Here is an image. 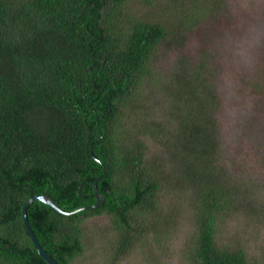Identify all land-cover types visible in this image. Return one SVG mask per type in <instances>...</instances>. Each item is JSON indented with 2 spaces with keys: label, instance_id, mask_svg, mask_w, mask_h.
<instances>
[{
  "label": "trees",
  "instance_id": "1",
  "mask_svg": "<svg viewBox=\"0 0 264 264\" xmlns=\"http://www.w3.org/2000/svg\"><path fill=\"white\" fill-rule=\"evenodd\" d=\"M133 2L0 0V264H48L26 231L22 205L34 194L63 210L92 204L93 182L105 168L95 208L64 214L37 200L27 206L30 228L57 264L82 254L84 223L100 214L113 235L105 264L161 246L169 225L159 192L173 177L179 189H190L193 222L174 264H264L242 246L218 241L225 219L249 204L218 160L216 71L204 56L190 67L184 61V94L170 93L174 135L147 122L148 103L139 101L147 62L176 28L158 17L127 16ZM188 5L185 23L192 11L213 13L224 0ZM145 136L166 148L165 159H146Z\"/></svg>",
  "mask_w": 264,
  "mask_h": 264
},
{
  "label": "rangeland",
  "instance_id": "2",
  "mask_svg": "<svg viewBox=\"0 0 264 264\" xmlns=\"http://www.w3.org/2000/svg\"><path fill=\"white\" fill-rule=\"evenodd\" d=\"M151 1L136 0L126 8V15L158 17L168 25L169 20L176 30L155 48L147 62L150 72L139 100L148 103L147 122L163 124L173 134L170 93L179 90L173 94H184L182 63L190 67L198 57L207 58V67L216 71L213 84L219 100L214 114L219 130L218 160L225 168L226 182L237 188L242 198L247 197L249 204L225 219L218 241L238 244L251 260L264 263V0H224L213 13L192 11L194 19L188 23L184 22L190 21L188 0H178L179 7L169 0ZM143 139L146 159L166 158V148L160 142L150 136ZM162 163L173 173L166 160ZM177 185L173 177L159 192L158 208L168 217L169 225L162 235L163 244L150 250L141 246L118 264L178 261L180 248L190 240L193 222L190 189L185 185L184 191ZM112 237L106 214L89 217L84 223L82 254L71 264H105Z\"/></svg>",
  "mask_w": 264,
  "mask_h": 264
},
{
  "label": "water",
  "instance_id": "3",
  "mask_svg": "<svg viewBox=\"0 0 264 264\" xmlns=\"http://www.w3.org/2000/svg\"><path fill=\"white\" fill-rule=\"evenodd\" d=\"M106 174H107V169L105 168V173L102 176L96 178V180L93 182V190H94L96 201L94 203H92V204H89V205L80 206V207L74 208L72 210H63V209L59 208L58 206H56L54 204V202L52 201V199H50L45 194H34V195L30 196L28 199L25 200V202H24V204L22 205V208H21L22 220H23L24 226L26 228V231H27V233H28L33 245L35 246V249L37 250V252L40 255V257L46 263H48V264H57V262L48 253H46L43 250V248L39 244L36 236L34 235L32 229L30 228V225H29V222H28V219H27V214H26L27 206L32 201L37 200V201H41L43 203H46V204L50 205L51 207L55 208L57 211H59L61 213H64V214H72V213H75V212H78V211H81V210L95 208V207L99 206L101 204L102 200H103V197L101 195H99V193L97 191L96 182L99 179L105 177Z\"/></svg>",
  "mask_w": 264,
  "mask_h": 264
}]
</instances>
